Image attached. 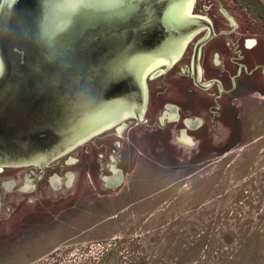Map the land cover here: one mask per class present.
I'll return each instance as SVG.
<instances>
[{
    "label": "water",
    "instance_id": "water-1",
    "mask_svg": "<svg viewBox=\"0 0 264 264\" xmlns=\"http://www.w3.org/2000/svg\"><path fill=\"white\" fill-rule=\"evenodd\" d=\"M193 4L0 0V164L45 166L129 118L142 121L148 76L205 27Z\"/></svg>",
    "mask_w": 264,
    "mask_h": 264
},
{
    "label": "rangeland",
    "instance_id": "rangeland-1",
    "mask_svg": "<svg viewBox=\"0 0 264 264\" xmlns=\"http://www.w3.org/2000/svg\"><path fill=\"white\" fill-rule=\"evenodd\" d=\"M253 105L252 116L260 109ZM86 147L92 142L77 155ZM161 170H170V178L149 181L156 193L130 191L133 181L98 204L88 195L72 210L85 209L84 219L53 217L27 243L12 242V216L0 264H264V128L251 127L245 141L226 151Z\"/></svg>",
    "mask_w": 264,
    "mask_h": 264
},
{
    "label": "flooded vegetation",
    "instance_id": "flooded-vegetation-1",
    "mask_svg": "<svg viewBox=\"0 0 264 264\" xmlns=\"http://www.w3.org/2000/svg\"><path fill=\"white\" fill-rule=\"evenodd\" d=\"M192 13L206 18L205 27L188 37L172 66L162 64L159 73L148 76L143 120L129 118L100 134L118 127V134L123 128L129 131L128 140L117 144L119 149L134 148L135 130L154 135L174 126L192 133L193 143L183 147L180 142L181 157L191 160L242 143L251 127L264 128V0H194ZM249 100L260 107L254 116ZM162 112L164 124L158 118ZM84 145L45 166L0 164V243L10 239L4 229L12 216L17 218L12 242L39 239L53 217L63 221L85 201L86 179L96 184V193L108 190L96 169L94 144L77 155ZM53 170L63 174L61 179Z\"/></svg>",
    "mask_w": 264,
    "mask_h": 264
},
{
    "label": "crops",
    "instance_id": "crops-1",
    "mask_svg": "<svg viewBox=\"0 0 264 264\" xmlns=\"http://www.w3.org/2000/svg\"><path fill=\"white\" fill-rule=\"evenodd\" d=\"M248 106L249 109L254 108L250 100ZM166 116H172V114L168 113ZM158 118L159 123L164 124L163 112L162 114L159 113ZM119 128L99 135L96 142L93 143L96 148V169L101 177V182L106 184L108 190L96 193V184L89 181L83 185L82 196L86 197L88 194L93 193L96 203H101L100 198L103 197L114 198L121 195L122 191L125 190V186L133 181L138 184L136 183V187L133 189L129 188L130 191L144 196L156 193L158 190L149 192V181L156 183L158 180L163 179L166 174L170 178V170L165 172L161 168L172 167V170H174L176 166L179 167L182 159L180 155L182 145L180 142L183 141V147L193 143L191 132L185 129H177L174 126L171 127L170 131L163 133L159 131L154 135L138 129L132 133V143H136L134 148L132 149L131 146L127 145L123 151L117 147V144L124 138L128 140L129 131L125 132V128H123L118 134ZM121 143L123 144V142ZM85 149L87 152L88 148ZM118 151H121V155L117 154ZM188 161L190 160L188 159ZM120 172H122V183L115 187ZM84 210L77 214H74L73 211L69 212L67 216L71 215V219L75 220L84 219Z\"/></svg>",
    "mask_w": 264,
    "mask_h": 264
}]
</instances>
